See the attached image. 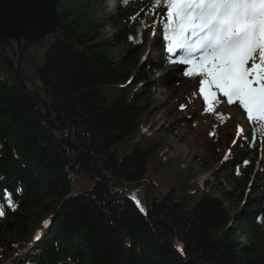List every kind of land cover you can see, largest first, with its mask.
Wrapping results in <instances>:
<instances>
[{
  "label": "trees",
  "instance_id": "trees-1",
  "mask_svg": "<svg viewBox=\"0 0 264 264\" xmlns=\"http://www.w3.org/2000/svg\"><path fill=\"white\" fill-rule=\"evenodd\" d=\"M58 12V32L35 81L46 107L0 56V264L38 231L16 264H264L261 127L247 143L208 137L207 155L195 164L214 183L193 204L167 194L146 214L103 177L146 180L155 148L121 153L166 108L158 91L172 96L193 82L150 38L167 8L154 0H58ZM146 49L153 60L142 55ZM166 70L169 80L158 81L155 74ZM224 148L230 156L222 161ZM75 176L92 180L91 188L74 194Z\"/></svg>",
  "mask_w": 264,
  "mask_h": 264
},
{
  "label": "snow or ice",
  "instance_id": "snow-or-ice-1",
  "mask_svg": "<svg viewBox=\"0 0 264 264\" xmlns=\"http://www.w3.org/2000/svg\"><path fill=\"white\" fill-rule=\"evenodd\" d=\"M154 2L167 8L169 24L176 25L178 39L172 43H179L185 52L178 63L188 66L185 77H201L198 84L204 102L218 103L213 99L218 93L264 131V0ZM4 199L15 210L11 194L5 192ZM5 215L0 206V217Z\"/></svg>",
  "mask_w": 264,
  "mask_h": 264
},
{
  "label": "rangeland",
  "instance_id": "rangeland-1",
  "mask_svg": "<svg viewBox=\"0 0 264 264\" xmlns=\"http://www.w3.org/2000/svg\"><path fill=\"white\" fill-rule=\"evenodd\" d=\"M106 6L105 9H108L109 13L114 8L113 4ZM163 21L170 27L176 28L175 24H169L168 17ZM177 33L176 36H178ZM167 45V52L172 56L181 58L185 55L179 43ZM142 53V55L148 53L150 60L155 57L150 49H146ZM170 71H158L155 78L162 82L168 81L169 76H171ZM28 75H32L29 70ZM173 79L175 78L172 75L171 80ZM35 81L36 79H33L34 83ZM198 81L172 96L168 90L158 91L156 93L157 102L160 105H165L166 108L162 114L155 115L148 123L143 124L139 131L131 137L129 147L121 153V155L128 154L137 147L143 150L150 147L155 148L151 154L148 173L146 174V182L150 185L153 184L154 188L150 191L148 188L126 190L128 191L127 194L143 211H148L147 202L153 206L156 200H160L167 194H174L181 198L187 197L188 201L193 204L196 200L198 201L203 193H206L205 188L210 183H214V179L209 176L208 172L200 170L195 164V160L198 157L200 160L206 157L207 137L210 133H216L224 138L226 136L235 138L234 141L239 142V144L247 140L246 133L252 126L247 120V114L241 115L242 109H239L235 104L229 105L226 98L218 93L213 98L218 103L206 104L199 92ZM181 105L184 107L181 108ZM209 107L213 111H208ZM222 108L226 113L225 118H219L217 115ZM201 110L206 112H203L202 118L196 119V113ZM185 120H188L190 125L183 123ZM173 130H175L174 134L172 133ZM222 151L225 155L228 153L226 148ZM213 166L217 168L218 164ZM92 183V180H88L86 177L75 176L73 178V193L80 194L89 190ZM190 191H194L196 194L188 196ZM239 240L242 243L245 242V240ZM177 248L179 249V247Z\"/></svg>",
  "mask_w": 264,
  "mask_h": 264
},
{
  "label": "water",
  "instance_id": "water-1",
  "mask_svg": "<svg viewBox=\"0 0 264 264\" xmlns=\"http://www.w3.org/2000/svg\"><path fill=\"white\" fill-rule=\"evenodd\" d=\"M59 22L58 0H0V56L11 64L25 91L42 107L46 105L33 79L39 77ZM125 180L134 181L133 174Z\"/></svg>",
  "mask_w": 264,
  "mask_h": 264
},
{
  "label": "bare ground",
  "instance_id": "bare-ground-1",
  "mask_svg": "<svg viewBox=\"0 0 264 264\" xmlns=\"http://www.w3.org/2000/svg\"><path fill=\"white\" fill-rule=\"evenodd\" d=\"M219 118H225L226 117V113L224 112L223 108L219 111V113H217Z\"/></svg>",
  "mask_w": 264,
  "mask_h": 264
}]
</instances>
